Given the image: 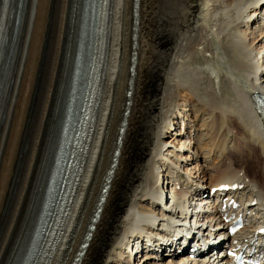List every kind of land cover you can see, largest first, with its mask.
<instances>
[{
    "label": "bare ground",
    "instance_id": "bare-ground-1",
    "mask_svg": "<svg viewBox=\"0 0 264 264\" xmlns=\"http://www.w3.org/2000/svg\"><path fill=\"white\" fill-rule=\"evenodd\" d=\"M9 1L0 0V61ZM147 1L139 0L136 28L131 17L134 0H113L110 45L90 147L70 213L47 264H74L106 184L110 188L80 264H135L139 255L140 264H217L226 225L218 215L216 199L230 209L240 205L238 213H243L247 226L236 237L238 242L259 248L263 242L264 118L257 114L252 96H264V0H189V13L180 23L182 29L162 36L164 60L159 72L152 74V81L148 64L154 48ZM76 3L77 0L21 3L13 65L4 81L0 113V264H9L29 220L32 193L46 159L51 126L63 121L61 101L65 90H60L70 70L68 42H76L78 36L79 23L75 20L74 34L69 35ZM258 20L262 30L256 31ZM141 31L147 34L144 42L139 38ZM126 40L130 51L125 69ZM198 45L212 54L216 65L210 79L215 81L213 98L191 86L192 74L185 66ZM134 50L139 58L132 69ZM232 55L241 56L243 65L232 64ZM250 67L255 69L251 71ZM223 79L242 104L233 110L228 108V113L226 106L216 100L220 98ZM148 95L152 96L151 106L146 104ZM56 107L59 114L53 120ZM203 114L205 120L200 125L196 117ZM228 114L235 121L229 120ZM229 122L245 131L238 144H251L259 152L246 156L259 162L255 177L243 168L233 169L231 163L227 162L226 167L215 163L224 157L221 149L228 152L224 145L217 147V139L221 138V130L234 131ZM177 123L181 129L168 143L166 137ZM219 123L222 124L218 126ZM204 141L209 145L203 146ZM118 148L120 152L116 154ZM165 167L170 171L166 172ZM210 172L215 173L212 176ZM185 176L188 180H184ZM219 187H223L222 192L213 195L212 189ZM161 193L173 194L165 210L159 200ZM199 207L211 228L204 241L208 249L215 251L205 253L203 262L192 259L189 251H200L202 244L179 232L182 221ZM179 250L187 254L179 257ZM167 255L169 259L158 261Z\"/></svg>",
    "mask_w": 264,
    "mask_h": 264
},
{
    "label": "rangeland",
    "instance_id": "rangeland-1",
    "mask_svg": "<svg viewBox=\"0 0 264 264\" xmlns=\"http://www.w3.org/2000/svg\"><path fill=\"white\" fill-rule=\"evenodd\" d=\"M147 3H149V5L147 4V8L149 11V13H148L149 17L151 18V28H152L151 34H152L153 48H154L153 56L150 60V63L148 64V69L150 72V80L152 81L155 79V78H153L154 75H152V74H157L159 72V70H160L159 65L161 64L160 62H162V60H164L163 50H164L165 46H164L162 36L166 32H168L170 34L171 33L175 34L176 32H178L182 29V25L180 26V23L181 24L184 23V19L187 17L189 10H190V4H189V0H148ZM143 14H144V11H143ZM260 24H261V21L258 20V23H256V25H255L256 27L254 26V28H256V31L262 30L260 27ZM146 35L147 34H144V32L141 31L139 33V38L144 42ZM128 44H129V41L126 40V43H125L126 53H125V60H124V66H123L125 69L127 67L126 55L130 51ZM196 48L197 49L190 55V57L187 58L188 64L185 63L186 64L185 66H186V69L189 68V69H187V71L192 74V75H190V77L192 78V79L190 78L192 80L191 86L193 88L197 87V90L198 91L200 90V93H203L205 96L211 98L210 94L212 96L213 92H215V89L212 88L213 83L215 81L212 80L213 82H211L210 79L212 77V72H214L216 69V65H215V62L213 60L212 54L204 51L202 45H198ZM142 53H143V50H142ZM131 57H132V54H131ZM138 58H139V54H138ZM231 62L235 66L243 65V61H242L241 56L237 57V56L232 55ZM138 63H139V61H138ZM246 65H248V64H245V66ZM194 69L196 72L194 71ZM254 69H255V67L254 68L250 67L251 71H253ZM200 77H202V78H200ZM199 78H200V80H199ZM209 81L212 83V86H211V83H209ZM209 84H210V86H208ZM210 89H212V90H210ZM218 91H219V89H218ZM219 93L220 94H218V95L220 98H216V100L218 102L220 101L221 103H223L226 106V109L228 110L227 113L229 112V109L233 110L232 108L237 107V105H242V104H239L240 101H238L239 99L237 98L236 94L232 90L230 83L228 81H226L225 79H223V81H222V86H221V90L219 91ZM151 98H152V96L148 95V99L146 102V104H148V106L149 105L151 106ZM212 98H213V96H212ZM33 99H34V97H33ZM148 106L146 105V107H145L146 111L149 110ZM124 108H125V106H124ZM189 114H193V113H189ZM204 115L205 114L199 115L196 117V119H198V123L200 125L205 120ZM230 115L228 114L226 116L229 120H233L234 118L232 119V117ZM191 118H195V116L192 115ZM118 121L120 122V119H118ZM234 121H235V119H234ZM229 123L232 125L234 131L233 132L232 131L223 132L221 130V132H220L221 138L217 139V141L220 140V143L217 144V147L219 146V144L224 145L225 147H227L228 152H226L224 149H221V151L223 153L222 155L224 157L221 158L222 161L219 158L218 160L215 161V163L217 161L221 162L222 167H226L227 164L231 163L233 169L238 170V169L243 168V169H245V172L249 176L255 177L257 175L258 170H259L258 169V163L259 162H257V161L255 162V160L253 161L254 157H252V159L249 160L248 158H246V156L248 155V153H251L252 154L251 156L256 155V154L258 155L259 152L251 144H246V146L238 144L239 136L244 135L245 131L241 130L240 126L237 123H235V122L234 123L229 122ZM221 124L222 123H219L218 126ZM180 125H181L180 123H177L176 125H174V129L172 131V134H169L168 137H166V141L168 143L172 142V136L174 135V133L180 131V129H181ZM116 127H117V124H116ZM198 134H200V133H198ZM196 136H197V134H196ZM208 141H210V140H208ZM208 143L209 142L204 141L203 146L209 145ZM169 168L165 167L166 172L170 171L171 168L170 169ZM213 173H215V172H210V174L212 176L214 175ZM187 178L188 177L185 176L184 180H188ZM212 182H214V180ZM212 182L210 184H212ZM168 256L169 255L162 257V258H159L158 261H164ZM178 256H180V255H178ZM141 257L142 256H140V255L138 256L137 262H135V264H140ZM151 260L157 261V260H153V259H151ZM167 262H169V261H166L165 263H167Z\"/></svg>",
    "mask_w": 264,
    "mask_h": 264
},
{
    "label": "water",
    "instance_id": "water-1",
    "mask_svg": "<svg viewBox=\"0 0 264 264\" xmlns=\"http://www.w3.org/2000/svg\"><path fill=\"white\" fill-rule=\"evenodd\" d=\"M131 17H132V24L135 23V27L137 28L138 21H139V0H134L132 10H131ZM134 26L132 28H134ZM134 37H136V34H134ZM136 44V40H135Z\"/></svg>",
    "mask_w": 264,
    "mask_h": 264
}]
</instances>
